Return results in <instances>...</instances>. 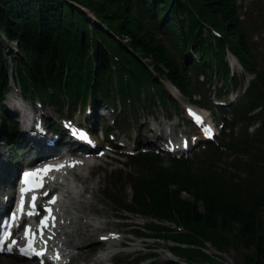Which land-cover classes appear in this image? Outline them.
<instances>
[{"label":"trees","instance_id":"16d2710c","mask_svg":"<svg viewBox=\"0 0 264 264\" xmlns=\"http://www.w3.org/2000/svg\"><path fill=\"white\" fill-rule=\"evenodd\" d=\"M242 7L238 0H0V114L9 60L25 95L59 106L88 95L94 102L165 100L163 77L191 98L216 69L227 75V49L256 71ZM248 94L264 105V70L256 71ZM1 125L12 142L5 119ZM142 162L148 173L133 182V202L141 212L174 219L192 232L171 235L188 244L176 247L180 253L192 259L202 253L195 243L219 245L221 236L233 234L251 250L249 264H263L264 173L255 188L177 160L165 165L144 156ZM259 166L253 159L244 164L246 170Z\"/></svg>","mask_w":264,"mask_h":264},{"label":"rangeland","instance_id":"374dc122","mask_svg":"<svg viewBox=\"0 0 264 264\" xmlns=\"http://www.w3.org/2000/svg\"><path fill=\"white\" fill-rule=\"evenodd\" d=\"M239 3H241L244 7V9L246 10V17H245V25L248 28L249 32L253 35V44L255 45V52L254 54H256V62L257 64H260L261 68H264V0H238ZM9 46H11V43H8V48H10ZM18 99H21L19 96L17 97ZM187 99H185L183 96H178L176 102L178 103L179 107L182 109V107L184 106V104H186ZM35 106L37 107V109H39V111H43L45 113V116H53V117H58V112L56 110V108H54L51 104L47 103H43L41 105H38L36 103H34ZM159 110L163 113V111L159 108ZM98 112H100V110H98ZM107 110H104V114H106ZM173 113V112H172ZM158 114V117L163 118V115ZM44 116V117H45ZM84 113L80 112V113H76L74 115L73 118H77L79 117V120L81 122H84L83 119ZM106 116H109V114L107 113ZM178 120H185L184 114L182 113L181 115L177 116L172 114V119L171 121H178ZM180 127H184V126H178V129H180ZM122 139H125V134H121L119 136ZM0 149L4 150V162L9 163V161L12 159V146H10V144H7L5 142V140L2 138L0 140ZM232 157V156H231ZM18 161L22 160L21 158H17ZM169 164V163H168ZM100 173V172H99ZM100 180L99 182L97 181V177L92 178V181L88 182L87 184L89 185V187H93L94 185L98 184L99 188L96 191H93L92 194V198H89L91 200H93V204L94 205H87L84 206L81 210V213L83 212H88L89 210H96V211H104L109 218L111 219V213L112 211H116L115 209H117L118 211L116 212H120L123 213L124 215H126L128 218L126 220H138L140 222L144 221L142 218L140 217H136L133 216L134 212L129 210H124V209H118L116 208L117 206L114 204V202L112 201V194L114 195H122V200L123 197L126 196V200L123 203H130L129 199H130V195H131V189L129 188V186L127 185L124 188L123 183L125 182V180L123 181L124 177H120L119 181L114 182V179L112 176L110 175H100ZM123 181V182H122ZM3 188V186L1 187ZM94 194V196H93ZM184 197H187V194H184ZM133 212V213H131ZM99 213V212H97ZM128 221V222H129ZM111 222H113V220H111ZM109 222V230H115L117 229L116 227H119L120 225L117 223H111ZM73 226L77 225V222L72 224ZM74 228V227H73ZM128 228V227H127ZM108 230V231H109ZM119 231V230H118ZM122 233V231H120ZM146 232H149V230H146ZM187 233V232H185ZM125 235H127V240H125L126 242H129L127 244V246H125L126 251H129V255H131L130 257H133L134 255H139L142 254L144 252H147L149 250H151L152 252H155L156 255H154L152 258H147L145 260V264H163L164 260L166 259V257L169 256V254H166L165 252V247L162 244V239L160 240H154L153 238H147L148 243H151V248H145L144 250H142L141 252L134 251L133 249L137 248L136 250H138V248H142V242H141V238H135V241H131L130 238L133 236L131 232H125L123 233ZM169 234H171L169 232ZM222 240L220 242L219 245H214L213 243H211L208 240L203 241L201 244L195 243L196 247L199 248L202 253H196L194 256V258H192V260H190L191 264H249V258L251 255V250H247L246 248H244V246L242 244L239 243V241L234 237L233 234H226L224 236H221ZM87 236H80L77 235L74 239L77 242H80L83 244L82 247L78 248V258L76 259V262L78 264H80L79 262H81L84 258L85 260L88 262V264H102L101 262H95L93 260V255H92V247L91 245H88V242L91 240L86 239ZM171 239H173L171 237ZM175 243L177 244V242L175 241ZM164 248H163V247ZM185 247H188L187 244L182 245ZM189 246H193V245H189ZM90 253V255H89ZM203 254H206L207 257ZM185 255V254H182ZM1 256V255H0ZM177 257V256H176ZM177 258H179L180 260H184V257L178 256ZM0 263L4 264V260H10V262H15V263H19L22 264L25 261L24 260H19V258L15 257V256H11V257H4L1 256ZM186 260H188L186 258ZM27 264H35L31 261H28ZM264 264V261H263Z\"/></svg>","mask_w":264,"mask_h":264},{"label":"bare ground","instance_id":"6f19581e","mask_svg":"<svg viewBox=\"0 0 264 264\" xmlns=\"http://www.w3.org/2000/svg\"><path fill=\"white\" fill-rule=\"evenodd\" d=\"M94 21L96 22L95 19H94ZM9 66L12 67L13 63L9 62ZM259 67H260V65H259ZM261 70H263V68ZM11 87H13V86L11 85ZM168 87H169L171 93L176 95V93H177L176 88L170 84L168 85ZM19 96H20V94H19ZM10 97H14V95L11 94ZM15 99L16 98H14L13 101H15ZM235 101L238 102L239 100H235ZM17 103L21 104L22 102L20 100H18ZM4 153H5L4 150H2V151L0 150V154H4ZM71 161H73V160H70V162ZM88 166H89V163H88ZM82 170H83V168H79L77 173L81 174ZM64 174H65L64 172L57 173L48 181L49 187L57 189L59 192L58 196L55 197L54 203L49 207V210H48L51 217L54 216L58 219L59 228H63L65 226L69 227L70 226L69 223H71L74 220V218L78 217V208L76 205H77V202L81 201V198H80L81 194H80V189H79L78 185L77 184H75V185L71 184L69 182V180L66 182L65 181L62 182L61 179L64 178ZM68 176L70 177V176H75V175L70 174ZM82 178H84V177L83 176L80 177V180ZM83 201L89 203L90 199L83 198ZM92 204L93 203H91V205ZM101 223H102L101 220L95 221L94 219L88 217V222L86 223V226L88 228H90L91 230H94L97 228L101 229L104 227V225H102ZM110 238L112 241L116 242L115 244L120 243L122 241L121 235L110 234ZM0 260H3V259H1V256H0ZM3 263L4 264H19V263H15V262H10V260L9 261L4 260ZM23 264H26V263H23Z\"/></svg>","mask_w":264,"mask_h":264},{"label":"snow or ice","instance_id":"6c2138e0","mask_svg":"<svg viewBox=\"0 0 264 264\" xmlns=\"http://www.w3.org/2000/svg\"><path fill=\"white\" fill-rule=\"evenodd\" d=\"M197 120H199V117H197L196 118ZM81 135H84L83 133H81ZM59 167V166H58ZM47 169H45V171H46ZM40 170H37V172H39ZM25 175V177H29V176H33V175H36V173H25L24 174ZM37 187H42V185H37ZM27 189H22L21 191H22V193L24 192V191H26ZM36 199V197H33V200H35ZM55 201V198H53V200L52 201H50V202H54ZM41 223L42 224H44V221H41ZM0 243H2V240H0ZM15 242L13 241V244H14ZM9 251L11 250V246H9V249H8ZM21 251L22 252H25V251H32V248H31V243H29V245H28V247H27V249H21ZM37 255H40L41 253H36Z\"/></svg>","mask_w":264,"mask_h":264}]
</instances>
